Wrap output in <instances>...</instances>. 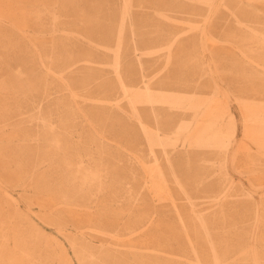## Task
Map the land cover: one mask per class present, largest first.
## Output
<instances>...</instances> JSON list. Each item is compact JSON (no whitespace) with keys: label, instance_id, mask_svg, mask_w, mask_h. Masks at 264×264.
<instances>
[{"label":"bare ground","instance_id":"bare-ground-1","mask_svg":"<svg viewBox=\"0 0 264 264\" xmlns=\"http://www.w3.org/2000/svg\"><path fill=\"white\" fill-rule=\"evenodd\" d=\"M59 234L264 264V0H0V264H75Z\"/></svg>","mask_w":264,"mask_h":264},{"label":"rangeland","instance_id":"rangeland-1","mask_svg":"<svg viewBox=\"0 0 264 264\" xmlns=\"http://www.w3.org/2000/svg\"><path fill=\"white\" fill-rule=\"evenodd\" d=\"M225 86H226V83L224 84ZM22 206H23V208H25V204H22ZM38 208L37 207H34V212L35 213H38ZM47 232H49V233H53V232H55L54 231V229L52 228V227H50V226H48V225H46V224H44V223H40V222H38ZM68 230H70L72 233H76V231L75 230H73L72 228H68ZM58 237H59V240H60V242L62 243V244H64V246H65V248L68 250V252L70 253V256L72 257V259L74 260V262H75V264H79V262L77 261V259H76V257H75V255H74V253H73V251H72V249H71V247H70V245H69V243H68V241L66 240V238L63 236V235H58ZM87 237H88V239L90 240L91 239V237H90V235H87Z\"/></svg>","mask_w":264,"mask_h":264}]
</instances>
